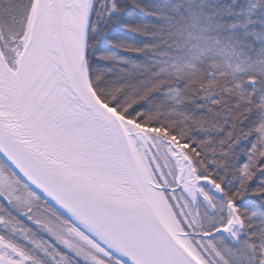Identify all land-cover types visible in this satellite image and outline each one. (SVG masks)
I'll return each instance as SVG.
<instances>
[{
    "label": "snow or ice",
    "instance_id": "1",
    "mask_svg": "<svg viewBox=\"0 0 264 264\" xmlns=\"http://www.w3.org/2000/svg\"><path fill=\"white\" fill-rule=\"evenodd\" d=\"M0 264H264V0H0Z\"/></svg>",
    "mask_w": 264,
    "mask_h": 264
}]
</instances>
